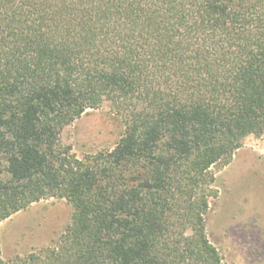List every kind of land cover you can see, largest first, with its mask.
Masks as SVG:
<instances>
[{
	"label": "trees",
	"instance_id": "trees-1",
	"mask_svg": "<svg viewBox=\"0 0 264 264\" xmlns=\"http://www.w3.org/2000/svg\"><path fill=\"white\" fill-rule=\"evenodd\" d=\"M104 102L126 137L77 157L61 131ZM249 134L264 0H0V222L49 197L77 220L0 264H220L198 190Z\"/></svg>",
	"mask_w": 264,
	"mask_h": 264
},
{
	"label": "rangeland",
	"instance_id": "rangeland-1",
	"mask_svg": "<svg viewBox=\"0 0 264 264\" xmlns=\"http://www.w3.org/2000/svg\"><path fill=\"white\" fill-rule=\"evenodd\" d=\"M125 137L124 117L109 102L87 109L60 134L77 157L111 149ZM211 172L213 180L198 194L208 202L206 230L221 255L220 264H264L263 140L245 136L230 162L213 166ZM76 221L64 198L34 202L0 222L2 256L9 259L45 247Z\"/></svg>",
	"mask_w": 264,
	"mask_h": 264
}]
</instances>
